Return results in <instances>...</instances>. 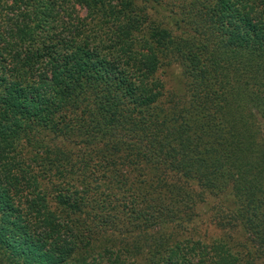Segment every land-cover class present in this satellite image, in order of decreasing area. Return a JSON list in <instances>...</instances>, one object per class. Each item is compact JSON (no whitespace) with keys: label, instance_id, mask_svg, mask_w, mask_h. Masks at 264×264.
<instances>
[{"label":"trees","instance_id":"obj_1","mask_svg":"<svg viewBox=\"0 0 264 264\" xmlns=\"http://www.w3.org/2000/svg\"><path fill=\"white\" fill-rule=\"evenodd\" d=\"M0 264H264V0H0Z\"/></svg>","mask_w":264,"mask_h":264},{"label":"rangeland","instance_id":"obj_2","mask_svg":"<svg viewBox=\"0 0 264 264\" xmlns=\"http://www.w3.org/2000/svg\"><path fill=\"white\" fill-rule=\"evenodd\" d=\"M179 76L181 77V69L175 65L163 68L158 77L168 85V88L173 89L171 91H174L179 89V80L181 79ZM53 205V199L50 198V206L53 207ZM201 209H203L201 219L189 227L184 238L200 240L204 243L228 239H233L237 244L245 242V233L242 230H230L220 227L217 221L213 222L209 219L210 215L204 216V213H206L204 206Z\"/></svg>","mask_w":264,"mask_h":264}]
</instances>
